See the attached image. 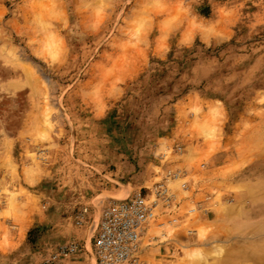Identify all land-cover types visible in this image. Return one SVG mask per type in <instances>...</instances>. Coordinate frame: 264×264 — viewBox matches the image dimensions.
Instances as JSON below:
<instances>
[{"label": "rangeland", "instance_id": "obj_1", "mask_svg": "<svg viewBox=\"0 0 264 264\" xmlns=\"http://www.w3.org/2000/svg\"><path fill=\"white\" fill-rule=\"evenodd\" d=\"M133 195L142 264H264V0H0V264Z\"/></svg>", "mask_w": 264, "mask_h": 264}, {"label": "built area", "instance_id": "obj_2", "mask_svg": "<svg viewBox=\"0 0 264 264\" xmlns=\"http://www.w3.org/2000/svg\"><path fill=\"white\" fill-rule=\"evenodd\" d=\"M153 216V205L140 195L107 207L93 240L96 263L142 264L137 251L138 234L140 237L144 223ZM61 254L66 255V250L62 249Z\"/></svg>", "mask_w": 264, "mask_h": 264}, {"label": "bare ground", "instance_id": "obj_3", "mask_svg": "<svg viewBox=\"0 0 264 264\" xmlns=\"http://www.w3.org/2000/svg\"><path fill=\"white\" fill-rule=\"evenodd\" d=\"M157 203H158V199H154L153 201H150V204H152L153 205V211H154V208H156L157 207ZM112 204H118V203H112ZM112 204H110V205H112ZM109 205V206H110ZM108 206V207H109ZM261 210H262V212H264V206L261 208ZM102 213H103V211H102ZM102 213H101V216H102ZM146 223V222H145ZM144 223V224H145ZM144 226V225H143ZM143 229V228H142ZM260 230V229H259ZM139 233H140V229H139ZM140 237H141V234H140ZM140 237H139V234H138V238L140 239ZM138 243H139V240H138ZM138 243H137V251H138ZM200 255V253H198V252H193V251H186L185 253H183V256H185L186 258H190L191 256H194V255ZM139 262H140V259H139ZM261 263H263V260H261L260 261ZM214 264H220L219 262L217 263V262H214Z\"/></svg>", "mask_w": 264, "mask_h": 264}]
</instances>
